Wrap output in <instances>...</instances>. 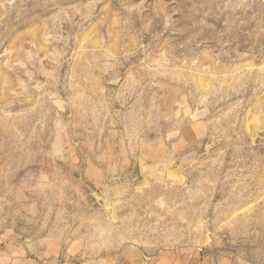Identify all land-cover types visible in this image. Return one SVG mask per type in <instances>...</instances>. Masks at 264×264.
<instances>
[{
    "label": "rangeland",
    "instance_id": "obj_1",
    "mask_svg": "<svg viewBox=\"0 0 264 264\" xmlns=\"http://www.w3.org/2000/svg\"><path fill=\"white\" fill-rule=\"evenodd\" d=\"M42 239L264 264V0H0V250Z\"/></svg>",
    "mask_w": 264,
    "mask_h": 264
},
{
    "label": "crops",
    "instance_id": "obj_2",
    "mask_svg": "<svg viewBox=\"0 0 264 264\" xmlns=\"http://www.w3.org/2000/svg\"><path fill=\"white\" fill-rule=\"evenodd\" d=\"M51 244L45 239L38 240L32 254L23 248L14 247L0 250V264H220L197 249H166L146 251L136 247H124L110 257L98 259L82 258L84 252L74 244Z\"/></svg>",
    "mask_w": 264,
    "mask_h": 264
}]
</instances>
